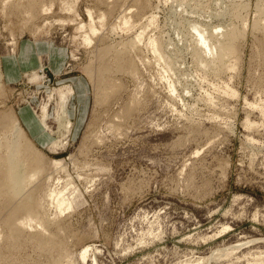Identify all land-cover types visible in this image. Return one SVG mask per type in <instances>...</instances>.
Listing matches in <instances>:
<instances>
[{"label": "rangeland", "instance_id": "374dc122", "mask_svg": "<svg viewBox=\"0 0 264 264\" xmlns=\"http://www.w3.org/2000/svg\"><path fill=\"white\" fill-rule=\"evenodd\" d=\"M194 26L234 48L223 68L203 66ZM9 112L64 168L26 188L44 246L39 224L16 231L22 200L0 181V264H264V0H0Z\"/></svg>", "mask_w": 264, "mask_h": 264}, {"label": "bare ground", "instance_id": "6f19581e", "mask_svg": "<svg viewBox=\"0 0 264 264\" xmlns=\"http://www.w3.org/2000/svg\"><path fill=\"white\" fill-rule=\"evenodd\" d=\"M129 20L126 19V17H123L122 20H121V25H122V28H125L127 30L126 27L127 24L129 25ZM90 33L92 35H95L96 33V30L94 28V26L92 24H90ZM197 26H194L193 30L195 32V42H196V45L195 48L197 49V51H199V53L201 54H205L206 56H208L209 58H206L207 61L206 63L203 62V65L204 67L206 66L209 67L210 69L211 68H215L216 70L220 69V68H223L222 66H225L223 65L225 63V60L227 58H229V56L231 55V57L233 56V52H234V48L231 46V48L228 46H226L225 44L219 42L217 40L214 41V43L212 42V39L215 38L213 36V33H207L208 31H205V30H202L200 28H196ZM244 27V26H243ZM129 28V27H128ZM131 28V27H130ZM242 28V27H241ZM81 29V28H78V30ZM124 29V30H125ZM204 29V28H203ZM243 29V28H242ZM233 33V32H232ZM231 33V35L233 36V34ZM141 35H142V32L141 33H138L137 35H135V37L131 40V46L133 47L136 42L137 43H140V39H141ZM227 35V34H226ZM225 35V36H226ZM229 33H228V36L226 37V39L230 36L232 37ZM224 36V37H225ZM236 36V35H235ZM234 36V37H235ZM229 37V38H230ZM233 37V39H234ZM231 39V38H230ZM229 40V39H228ZM227 40V41H228ZM230 41V40H229ZM83 42L87 45H89L91 43V38L89 36H85L84 39H83ZM223 42V41H222ZM127 43V42H126ZM229 45V44H228ZM128 46V45H127ZM152 47V50L154 52V54L156 55V59L160 58L162 59V55L160 53V50L158 49V47L156 46L155 43H152L150 45ZM235 47V46H234ZM233 48V49H232ZM135 51V50H134ZM214 51H216L217 55L214 57V54L215 53ZM198 53V55H200ZM235 53V52H234ZM197 54V53H196ZM213 55V57H212ZM201 56V55H200ZM199 56V57H200ZM163 60V59H162ZM166 60V58L164 59V61ZM170 60V59H168ZM131 61V60H130ZM168 62V61H167ZM132 63V62H131ZM201 63V62H200ZM167 65V64H166ZM169 65V64H168ZM166 66L169 68V66ZM172 65V63H171ZM227 66H231V65H227ZM165 67V66H164ZM233 67V66H232ZM167 68V69H168ZM136 70V69H135ZM230 70V69H229ZM211 71V70H210ZM214 71V70H213ZM39 74L35 73V72H31L30 75H27L26 77L29 79V80H39L40 79V76H38ZM172 85H170L171 87ZM173 92L174 91V88L171 87V89ZM171 91V92H172ZM73 94V90L70 89L69 87H61V88H58L56 89L52 95H56V97L58 98V105H59V109L62 110L65 108V105H66V100L69 96H71ZM127 108V107H126ZM126 111V109H125ZM47 112H46V109H43L42 110V118H41V123H43V127L44 128H47L46 124L44 123V119L45 117L47 116L46 115ZM57 118L59 120V124H60V128L61 130L64 132V133H67L70 129V125H71V122L68 120V118L66 117V115L63 117L61 114H57ZM116 119V118H115ZM114 119V120H115ZM119 119V118H118ZM8 125V126H7ZM1 126H7L9 129V131H11V133L14 135V141H12L13 143L9 146L8 144H6V148H4L5 150V153H3L4 155H0V181L3 182L4 186L6 187L7 186V190L10 192V196H16L15 198H19V196L21 197V200H22V203H19L21 205L17 206V207H13L12 210H14V208H17L15 211H13L12 215L14 214L15 212V215L17 214V217L19 216V214H23L22 216V219L20 220L18 218V220H20L18 222V220L16 219V216H12L11 218L9 217L8 215V218L7 220H9L8 222L13 224V223H16V221L18 222L17 224H19L18 226L16 225L15 229L17 232L21 231V229L23 227H31L33 226L34 224H39L38 226H40L41 224H43L44 226L46 225V222L45 219L42 220V221H39L37 219H35L36 217H34L35 215V211H36V206L35 205H38V204H35L34 205V202H33V198L32 195L29 194V192L26 190V188H28L33 181L34 178H36L37 176H39L41 173L42 174H46L44 171L45 170H48L50 168V170H61L64 168V165H63V161L62 160H50V161H46L47 159H44L43 156H41L33 147H32V144L30 143L29 141V138L27 137V135L25 134V132L23 131L22 127L19 125V122L17 120V117L16 115L13 113V112H9L7 113L6 115L2 116L0 118V127ZM2 129V128H1ZM6 130V128H5ZM5 130L3 129L4 133H5ZM2 131V130H1ZM0 131V132H1ZM7 133V131H6ZM9 133V132H8ZM3 134H0V136H2ZM5 136V135H4ZM11 136V135H10ZM3 137V136H2ZM9 137V136H8ZM1 139V138H0ZM6 139V138H5ZM3 140V139H2ZM11 140V139H10ZM4 141V140H3ZM8 141V139H7ZM2 142V141H1ZM11 143V142H10ZM2 144V143H1ZM9 146V147H7ZM4 147V146H3ZM1 149V148H0ZM3 149V148H2ZM1 149V150H2ZM49 166V168L47 169V167ZM46 168V169H45ZM44 172V173H43ZM52 173V172H51ZM51 173H49L51 175ZM57 173V172H56ZM48 174V173H47ZM41 176V175H40ZM42 177V176H41ZM40 177V178H41ZM38 178V177H37ZM46 178V177H45ZM39 181V180H38ZM42 183V182H41ZM29 185V186H28ZM38 185V184H37ZM34 190V189H33ZM31 189V191H33ZM37 190V188H36ZM28 192V193H27ZM31 193V192H30ZM33 193V192H32ZM54 192L52 191L51 193H49V198L50 200H54V196H52ZM55 194V193H54ZM31 197H30V196ZM9 196V197H10ZM18 196V197H17ZM34 197V195H33ZM11 198V199H10ZM9 199L12 200L13 197H10ZM36 199V198H35ZM15 200V199H14ZM12 200V201H14ZM37 202V201H36ZM35 202V203H36ZM66 205H67V208L65 209L68 210V209H71L70 206L68 205L67 202H65ZM51 205V204H50ZM36 209H35V208ZM38 207V206H37ZM42 208V207H41ZM33 209L35 211H33ZM40 209V208H39ZM11 210V211H12ZM41 210V209H40ZM39 212V211H38ZM37 212V214H38ZM11 215V214H10ZM47 215V214H46ZM21 216V215H20ZM44 217V216H43ZM40 218V217H39ZM47 220V219H46ZM52 221V220H51ZM34 223V224H33ZM33 224V225H32ZM36 225V227H34L35 229L38 227ZM42 226V225H41ZM40 226V227H41ZM44 226L41 227L42 230L39 231L40 232V235H36L34 236L35 239L38 240V243L39 245H42L44 246L46 243L45 241L43 240V237L45 234V232H43V229H44ZM49 226V224H48ZM33 228V227H32ZM39 228V227H38ZM40 228V229H41ZM49 227H47V229H49ZM47 229H44V231H48ZM42 232V234H41ZM36 233V232H35ZM47 233V232H46ZM38 234V233H37ZM42 235V236H41ZM45 237V236H44ZM217 254V253H216ZM190 264V263H188Z\"/></svg>", "mask_w": 264, "mask_h": 264}, {"label": "crops", "instance_id": "0c3cea01", "mask_svg": "<svg viewBox=\"0 0 264 264\" xmlns=\"http://www.w3.org/2000/svg\"><path fill=\"white\" fill-rule=\"evenodd\" d=\"M23 56L20 58L21 60L20 61V65L21 67L24 66L25 63H28L29 61H32L31 62V66L34 65L33 63L35 62V65H37V62H36V49L32 48V46H29V47H26L23 51ZM31 138L34 139V140H37V138L39 137L38 135H35V133L29 129H27Z\"/></svg>", "mask_w": 264, "mask_h": 264}]
</instances>
